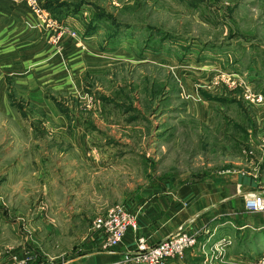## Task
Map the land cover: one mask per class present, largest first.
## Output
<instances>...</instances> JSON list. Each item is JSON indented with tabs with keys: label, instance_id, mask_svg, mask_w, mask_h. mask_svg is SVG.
Segmentation results:
<instances>
[{
	"label": "rangeland",
	"instance_id": "obj_1",
	"mask_svg": "<svg viewBox=\"0 0 264 264\" xmlns=\"http://www.w3.org/2000/svg\"><path fill=\"white\" fill-rule=\"evenodd\" d=\"M42 1L0 0V264L24 255L34 264H130L88 257L101 249L91 245L92 220L110 207L129 210L165 184L226 171H254L264 190V109L254 99L264 98V81H254L259 67L264 78V0H88L63 21ZM99 9L135 30L108 44L118 29L101 21L87 35ZM147 24L190 51L173 44L140 55ZM154 83L163 88L153 96ZM249 214L264 224V213ZM259 240L243 264L264 253ZM194 248L171 264H193Z\"/></svg>",
	"mask_w": 264,
	"mask_h": 264
},
{
	"label": "crops",
	"instance_id": "obj_2",
	"mask_svg": "<svg viewBox=\"0 0 264 264\" xmlns=\"http://www.w3.org/2000/svg\"><path fill=\"white\" fill-rule=\"evenodd\" d=\"M30 12L27 14L29 16L31 14L33 18L34 13ZM260 71H262L261 67L254 72L256 87L264 81ZM255 106L262 111L264 98ZM261 121L264 122V119L257 117L258 126L261 125ZM256 130L257 126L254 133ZM257 148L264 149V142ZM165 186L160 192L161 195H154V199L148 203L146 201L139 205L134 204L131 206L133 210L126 208L135 214L137 228L128 229L121 243L112 253L101 249L90 253L88 257L93 258L92 262L113 263L133 251L136 237L143 235L149 242L154 243L174 233L180 227L196 235V246L190 251L191 256L187 255L190 261L192 258L193 264L229 263L230 260L243 262L244 258H249L248 255H251L252 251L248 255L236 251L230 254L229 251L235 246L234 239L241 236L246 228L258 231L264 227L261 216L251 215L244 209L246 195L253 192L264 193L260 179L257 180L254 171L220 172L212 174L205 180L176 185L165 184ZM98 237L100 236L94 233L90 239L93 241L91 243L93 247H99L101 241ZM196 259L201 260L196 261ZM171 263L172 261L168 264Z\"/></svg>",
	"mask_w": 264,
	"mask_h": 264
},
{
	"label": "built area",
	"instance_id": "obj_3",
	"mask_svg": "<svg viewBox=\"0 0 264 264\" xmlns=\"http://www.w3.org/2000/svg\"><path fill=\"white\" fill-rule=\"evenodd\" d=\"M32 8L38 12L39 16L41 14L43 18H47V21H51L48 14L44 11L41 13L42 10L36 9L34 4ZM254 99L257 102L263 101L260 94ZM244 209L247 212L264 213V193L253 192L246 195ZM90 227L95 234L102 237L100 248L112 253L119 246L128 229L135 230L137 228V220L135 214L125 207L115 205L96 216ZM196 243V235L183 230L182 227L154 243L149 242L145 236L141 235L136 237L135 248L131 253L126 254L124 259H126V263L131 261L135 264H167L170 260L181 258L183 253L190 247L196 246ZM131 254H133L132 257H129ZM255 260L254 264H264V253L260 254L259 257L257 256ZM8 264H34V259L30 255L18 256L14 257ZM240 264L243 263L240 262Z\"/></svg>",
	"mask_w": 264,
	"mask_h": 264
},
{
	"label": "trees",
	"instance_id": "obj_4",
	"mask_svg": "<svg viewBox=\"0 0 264 264\" xmlns=\"http://www.w3.org/2000/svg\"><path fill=\"white\" fill-rule=\"evenodd\" d=\"M90 5V2H88V0H43L41 5L46 8L47 10H49V12L51 13V15L56 18L59 21H63L65 18H67L68 16L71 15H76L81 11V8L84 5ZM101 8V7H100ZM102 9H99V11H96L93 16L91 17V19L86 23V28L85 31L87 33V35L90 36L91 33L95 32L96 30H98V27L100 26L99 23L101 21L104 22H110L112 25L115 26L116 33H113L112 35H110V39H108V41H106L108 44H114V43H118L121 42V36L124 35V32L126 30V32H130L127 33L129 35H131L133 32V29H131L132 27H134L133 25H131L129 22L124 23L119 21L118 19H116L113 15L111 14H107L104 13L103 11H101ZM124 25L125 29L121 31V29L119 30V28L121 27V25ZM112 27V26H110ZM145 32L147 33L146 38L143 41H138V44H140V55L141 54H145L146 50H152L155 53L161 51V50H165V52L167 53H171L174 52L173 49V44H175L176 46L179 45V47L183 50L182 54L188 53L190 51V45L188 44H184L182 42V40L179 39V37H176V35H174L172 32L166 31L164 29L158 28L156 26L153 25H145ZM136 27H134L135 30ZM130 30V31H127ZM88 36V37H89ZM156 36V37H154ZM170 41V43H168ZM174 42H179L174 43ZM217 47V46H216ZM220 47V46H219ZM206 50V49H203ZM210 52H217V54H219L220 52H218L219 50L215 48V45H211L209 47V49H207ZM201 52V51H199ZM202 54V53H200ZM157 87V88H155ZM163 87L158 88L157 83H154L153 89H152V95L154 96V94H156L159 89L162 90ZM203 95H205V97H207L208 99L211 100H215L218 101L219 99L217 97H213L212 95H207L205 93H203ZM165 98L162 97L160 98V100H163ZM226 100V99H225ZM223 101V99H222ZM67 116H69V112L68 111H64ZM242 238L240 240V245H244L242 249H239L240 245H237V250L235 249L236 253H243L244 252H249V251H253L252 250H247L246 245L250 242V243H256L257 239H261L260 241H264V227L260 228L258 230V232H255L254 235L252 236L251 239H249L248 235H244L242 234V236L240 237ZM258 242V243H259ZM252 253V252H251ZM197 260H201V259H196ZM37 262V261H36Z\"/></svg>",
	"mask_w": 264,
	"mask_h": 264
}]
</instances>
